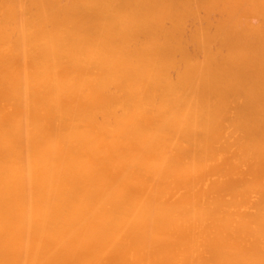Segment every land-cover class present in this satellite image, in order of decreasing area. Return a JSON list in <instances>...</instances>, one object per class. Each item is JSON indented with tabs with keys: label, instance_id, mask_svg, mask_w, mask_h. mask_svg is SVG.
Instances as JSON below:
<instances>
[{
	"label": "bare ground",
	"instance_id": "bare-ground-1",
	"mask_svg": "<svg viewBox=\"0 0 264 264\" xmlns=\"http://www.w3.org/2000/svg\"><path fill=\"white\" fill-rule=\"evenodd\" d=\"M0 264H264V0H0Z\"/></svg>",
	"mask_w": 264,
	"mask_h": 264
}]
</instances>
